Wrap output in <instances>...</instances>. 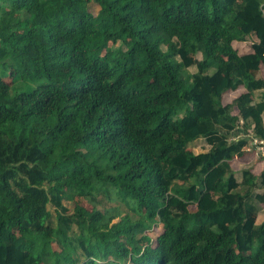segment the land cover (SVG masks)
Here are the masks:
<instances>
[{
  "label": "trees",
  "instance_id": "16d2710c",
  "mask_svg": "<svg viewBox=\"0 0 264 264\" xmlns=\"http://www.w3.org/2000/svg\"><path fill=\"white\" fill-rule=\"evenodd\" d=\"M257 91L264 0H0V264H264Z\"/></svg>",
  "mask_w": 264,
  "mask_h": 264
},
{
  "label": "rangeland",
  "instance_id": "374dc122",
  "mask_svg": "<svg viewBox=\"0 0 264 264\" xmlns=\"http://www.w3.org/2000/svg\"><path fill=\"white\" fill-rule=\"evenodd\" d=\"M89 11H91L93 14H96L97 11H98L97 5H95L94 3H90V5H89ZM256 41H257L256 38L253 35H251V36L247 37L245 39V41H243V42H235L233 44V47L237 50V52L239 54H242V53H245V52L250 51L252 44L255 43ZM119 45L120 44L117 43L113 47L116 48ZM121 47H122V49H125V46L121 45ZM198 58H200V57H198ZM190 71L191 72H194V68H192ZM240 92L241 91H238L237 90V91L230 92V93L224 95L223 102L224 103L230 102L233 99V97H235L236 95H238V93H240ZM193 149H194V152L197 153V152H201L202 150L206 149V146L204 145V143H203L202 140H198V141H196L193 144ZM232 167H233V170L235 171L236 174L242 169L236 161H233L232 162ZM236 177H239V175L237 174ZM63 203H64V205L67 208H71L72 207V203L69 202V201H64ZM84 203L85 202H83L82 204L85 205L86 203L85 204ZM260 212H262V211H260ZM260 218L261 217L259 216V219ZM157 233H158V231H149V232H146V234L150 237V239H154Z\"/></svg>",
  "mask_w": 264,
  "mask_h": 264
},
{
  "label": "crops",
  "instance_id": "0c3cea01",
  "mask_svg": "<svg viewBox=\"0 0 264 264\" xmlns=\"http://www.w3.org/2000/svg\"><path fill=\"white\" fill-rule=\"evenodd\" d=\"M237 90L241 91V92L238 93V95H236L235 97H233V99L230 102H228V103L223 102V103L224 104H230L240 94L245 93V90L243 88H238ZM237 90H235V91H237ZM231 92H234V91H231ZM263 93H264L263 91L255 92L253 97H252L253 103L257 102L261 97H263ZM262 122L264 124V113L262 114ZM248 132H250V130H248ZM234 161H236V160H234ZM245 161H247V162H245L246 164L240 163L238 160L236 162L239 164V166L242 169L243 168H250L252 170V173H254L255 175H258L262 171V169L264 168V161L262 159L256 158L254 153L251 154V156H249ZM231 167H232V164H231ZM232 169H233V167H232ZM260 211H262V212H260ZM259 216L261 217L260 219H259ZM263 221H264V206L260 205V209L257 212L255 222H256V224H260Z\"/></svg>",
  "mask_w": 264,
  "mask_h": 264
},
{
  "label": "built area",
  "instance_id": "2783aa9c",
  "mask_svg": "<svg viewBox=\"0 0 264 264\" xmlns=\"http://www.w3.org/2000/svg\"><path fill=\"white\" fill-rule=\"evenodd\" d=\"M245 137H248L249 145L252 147L255 157L264 161V137L258 138L253 136L251 133H249L248 136L245 135ZM238 138L239 136H232L230 140L236 141Z\"/></svg>",
  "mask_w": 264,
  "mask_h": 264
}]
</instances>
